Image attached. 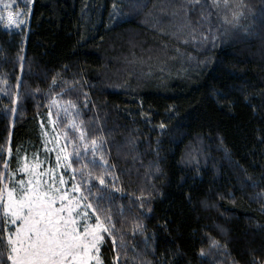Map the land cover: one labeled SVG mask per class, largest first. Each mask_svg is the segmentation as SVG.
Instances as JSON below:
<instances>
[{
    "label": "trees",
    "instance_id": "16d2710c",
    "mask_svg": "<svg viewBox=\"0 0 264 264\" xmlns=\"http://www.w3.org/2000/svg\"><path fill=\"white\" fill-rule=\"evenodd\" d=\"M24 6L0 23V175L47 160L63 97L71 176L111 233L101 264H264V0Z\"/></svg>",
    "mask_w": 264,
    "mask_h": 264
},
{
    "label": "snow or ice",
    "instance_id": "6c2138e0",
    "mask_svg": "<svg viewBox=\"0 0 264 264\" xmlns=\"http://www.w3.org/2000/svg\"><path fill=\"white\" fill-rule=\"evenodd\" d=\"M59 160L58 155V166ZM100 183H104L102 178ZM60 184H64L63 178ZM19 185V188L14 186L8 190L4 219L0 221V241L4 239V225L15 226L14 230L6 229L11 264H90L93 258L100 264L99 258L95 257L103 239L100 231L109 232V229L101 223L99 215L94 224L87 223L88 213L84 212L81 217V213L75 211L80 201L69 199L68 193L55 187L54 183L29 179L25 184L21 179ZM72 191L79 192V186L73 184ZM2 199L3 190L0 189V201ZM57 201L60 202L58 207ZM77 217L84 222L78 221Z\"/></svg>",
    "mask_w": 264,
    "mask_h": 264
},
{
    "label": "rangeland",
    "instance_id": "374dc122",
    "mask_svg": "<svg viewBox=\"0 0 264 264\" xmlns=\"http://www.w3.org/2000/svg\"><path fill=\"white\" fill-rule=\"evenodd\" d=\"M28 0H0V23H3L4 29L17 28L18 25H24L26 21V17L23 16L24 4ZM185 6L188 3H183ZM7 5V7H5ZM257 18V19H256ZM256 21L259 22L261 30H264V15L255 17ZM74 108H77V105H73L71 100H65L63 97L56 96L51 102L50 110V131H45L44 137V157L35 158L31 160H23L20 167L17 168V176L13 173H9L7 169V173L5 171L0 175V189L3 190V199L0 201V212L4 215V204L7 203V192L12 187L19 188V181L23 179L25 184H27L29 179H41L43 182H51L54 183L55 187L60 188L62 191H66L68 193L69 199H78L80 201V205L75 209L76 212L81 213V217L84 212L88 213L87 223L94 224L95 221L93 219L90 208L86 207V203L83 202L81 197V191L73 192L72 185L76 184V181L73 179L72 167H69L70 159L69 153L74 149V146L69 148V144H71V135L67 136L65 140V136L71 131L72 127L74 130L78 129V124L80 120H78L77 116H74V112L76 111ZM64 125L61 126V124ZM79 133L77 130L76 134ZM81 139V138H80ZM65 141V142H64ZM67 145V147H66ZM72 145V144H71ZM84 146V147H83ZM88 145H81L79 147H75L77 152H81V149H86ZM83 147V148H82ZM69 149V151H68ZM73 153V152H72ZM59 155V166L57 161V156ZM8 157V156H7ZM54 158V160H53ZM37 174H43L42 176H38ZM12 175V176H11ZM11 176V177H10ZM63 178L64 184H60V179ZM67 203V201H65ZM60 204L57 201L56 206L58 207ZM81 217H77V220L80 222H84L81 220ZM12 226V225H11ZM15 228V226H13ZM104 231H100V235L103 237ZM103 239L99 242L98 248L100 250L101 243ZM99 252L95 253V257L99 258ZM100 264H101V260ZM90 264H96V258L90 262Z\"/></svg>",
    "mask_w": 264,
    "mask_h": 264
}]
</instances>
